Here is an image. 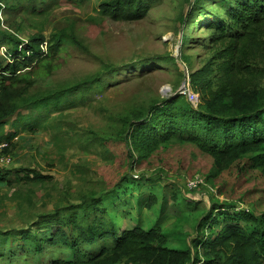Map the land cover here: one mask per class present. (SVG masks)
<instances>
[{
	"label": "rangeland",
	"instance_id": "obj_1",
	"mask_svg": "<svg viewBox=\"0 0 264 264\" xmlns=\"http://www.w3.org/2000/svg\"><path fill=\"white\" fill-rule=\"evenodd\" d=\"M104 1L0 0L3 64L9 62L5 56L9 45L3 36L23 42L40 34L49 39L53 33L72 26L69 31L89 50L72 52L69 46L68 52L54 58L53 67L36 69V79L17 85L25 94L84 82L103 68L118 69L109 83L93 87L89 103L69 107L47 129L45 125L34 133L22 131V127L16 130L13 118L2 128L4 135L17 133L9 144L0 147V178L4 177L0 181V232L36 229L33 223L42 216L95 202L97 207L103 206L119 230L134 226L159 228L168 249L185 251L199 233L202 215L214 203L239 206L255 215L262 213L264 177L247 158L210 180L207 176L212 158L189 143L160 145L142 159L122 142L110 141L104 148L92 144L93 138L111 134L113 116L129 107L179 94L183 83L179 78L188 77L190 71L204 64L207 46H203L209 39L202 26L208 20L205 13L199 11L191 23L185 17L193 0H157L145 18L134 22L101 15L98 5ZM180 14L184 15L183 24L178 19ZM188 34L189 43L184 46L182 37ZM181 55L188 57L189 69ZM172 57L175 64L163 63ZM143 60L149 64L137 68ZM198 102L199 98L193 106ZM18 168L35 170L44 180L33 182L4 175ZM196 181L199 184L195 188L188 187V182ZM149 201L150 208L146 207ZM12 239L16 244L20 240L19 235L8 240Z\"/></svg>",
	"mask_w": 264,
	"mask_h": 264
},
{
	"label": "trees",
	"instance_id": "obj_2",
	"mask_svg": "<svg viewBox=\"0 0 264 264\" xmlns=\"http://www.w3.org/2000/svg\"><path fill=\"white\" fill-rule=\"evenodd\" d=\"M157 3L105 0L98 5V12L113 20L134 22L145 18ZM199 11L208 19L202 24L209 37L203 46H207V55L200 68L179 78V82L188 78L190 90L198 94L197 106L185 95L175 94L129 107L110 119L111 134L93 138L92 144L104 148L107 142H122L142 159L160 145L189 143L212 158L210 180L244 158L264 177V0H193L185 16L189 23ZM178 19L183 24L184 15ZM70 27L49 39L40 34L23 42L3 36L9 45L5 51L9 62H0V145L9 144L17 133L2 134L9 119H14L16 130L22 127L27 133L45 125L47 129L69 107L89 103L93 87L109 83L118 70L103 68L84 82L58 85L34 95L22 92L17 87L21 81L26 85L37 78L36 69L53 67L54 58L68 52L69 46L72 52L89 51ZM188 43L189 34L182 37V45ZM181 60L189 69L188 57L181 55ZM148 62H139L137 68L146 67ZM163 63L175 64L176 60L172 57ZM23 111L30 114L25 116ZM11 174L33 182L44 180L32 169L7 170L4 175ZM151 205L149 201L146 207ZM237 208L214 203L199 220L200 234L192 239L190 248L179 251L166 247L159 228L119 230L103 206L83 202L42 216L33 223L36 229L0 232V264H197L200 257L202 264H264V210L255 215ZM16 235L20 239L17 244L8 240Z\"/></svg>",
	"mask_w": 264,
	"mask_h": 264
},
{
	"label": "built area",
	"instance_id": "obj_3",
	"mask_svg": "<svg viewBox=\"0 0 264 264\" xmlns=\"http://www.w3.org/2000/svg\"><path fill=\"white\" fill-rule=\"evenodd\" d=\"M187 77V76H186ZM180 94H183L186 96L187 100L192 104H196V102L198 101V94L193 93L190 90V86H189V80L187 78V80L185 81V88L183 90L180 91ZM4 144H1L0 147H2ZM199 184V181L196 182H188V187L193 189L195 188L197 185ZM197 264H202V258L200 257V262H198Z\"/></svg>",
	"mask_w": 264,
	"mask_h": 264
},
{
	"label": "water",
	"instance_id": "obj_4",
	"mask_svg": "<svg viewBox=\"0 0 264 264\" xmlns=\"http://www.w3.org/2000/svg\"><path fill=\"white\" fill-rule=\"evenodd\" d=\"M185 88V82L182 83L181 87L179 88V91L183 90ZM180 94V92H179Z\"/></svg>",
	"mask_w": 264,
	"mask_h": 264
}]
</instances>
